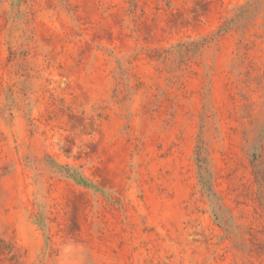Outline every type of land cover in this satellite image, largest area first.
I'll use <instances>...</instances> for the list:
<instances>
[{"label":"rangeland","instance_id":"374dc122","mask_svg":"<svg viewBox=\"0 0 264 264\" xmlns=\"http://www.w3.org/2000/svg\"><path fill=\"white\" fill-rule=\"evenodd\" d=\"M0 264H264V0H0Z\"/></svg>","mask_w":264,"mask_h":264}]
</instances>
